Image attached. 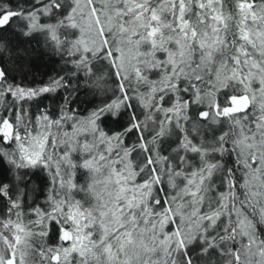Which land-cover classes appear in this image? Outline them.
<instances>
[{
  "label": "snow or ice",
  "instance_id": "6c2138e0",
  "mask_svg": "<svg viewBox=\"0 0 264 264\" xmlns=\"http://www.w3.org/2000/svg\"><path fill=\"white\" fill-rule=\"evenodd\" d=\"M0 264H264V0H0Z\"/></svg>",
  "mask_w": 264,
  "mask_h": 264
},
{
  "label": "trees",
  "instance_id": "16d2710c",
  "mask_svg": "<svg viewBox=\"0 0 264 264\" xmlns=\"http://www.w3.org/2000/svg\"><path fill=\"white\" fill-rule=\"evenodd\" d=\"M22 47L27 49L28 54L21 57V66L19 68H14L11 64L7 65L13 75L19 76L21 74H26L29 81H31L33 77L40 80L45 73L53 69L54 65L48 59L47 54L42 53L38 47L35 45H22ZM4 59L7 60V57Z\"/></svg>",
  "mask_w": 264,
  "mask_h": 264
}]
</instances>
